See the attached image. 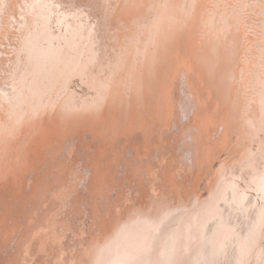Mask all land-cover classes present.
Listing matches in <instances>:
<instances>
[{
    "label": "bare ground",
    "instance_id": "obj_1",
    "mask_svg": "<svg viewBox=\"0 0 264 264\" xmlns=\"http://www.w3.org/2000/svg\"><path fill=\"white\" fill-rule=\"evenodd\" d=\"M117 94L128 103L114 106ZM165 94L177 110L170 128L161 125L169 142L147 150L152 192V172L134 171L146 161L133 146L146 129L160 140L152 119L168 107ZM201 150L209 160L191 187ZM94 162L118 179L110 195ZM185 168L171 175L179 191L164 187V170ZM0 178V234L18 225L4 245L0 235V264L16 261L24 243L28 264H264V0H0ZM38 182L60 183L62 199Z\"/></svg>",
    "mask_w": 264,
    "mask_h": 264
},
{
    "label": "rangeland",
    "instance_id": "obj_2",
    "mask_svg": "<svg viewBox=\"0 0 264 264\" xmlns=\"http://www.w3.org/2000/svg\"><path fill=\"white\" fill-rule=\"evenodd\" d=\"M129 10H130V8H129ZM247 25H245L244 26V29L246 30V32H249V31H251V30H247ZM144 79V81H142ZM143 83H142V85L140 84V86H138V91H137V95H138V97H139V100L136 102V103H134L135 105H137V106H139V107H137V106H134L133 105V107H135V108H140L141 107V103H142V99H145V95H144V97H142V93H141V91H143L142 90V86H143V84H144V82H145V76H144V78H141L140 79ZM167 82H169V83H167ZM193 81L192 80H189L188 81V84L190 83V88L189 89H191L190 91L191 92H195L196 93V91H194L195 89V86H192V83ZM166 87H168L169 89H170V84H171V82H170V80H167L166 81ZM169 84V86H167ZM194 85V84H193ZM193 88H192V87ZM167 88V90H169ZM193 89V90H192ZM139 92V93H138ZM144 93V92H143ZM168 93H169V95H170V92L168 91ZM167 93V94H168ZM206 93H207V95L206 96H208V90L206 91ZM167 94H165V96H164V102L165 101H167L166 100V98L165 97H169V102H167V103H169V105H171V107L169 106V105H167L168 107H165L166 108V110H165V108H164V111H163V109H162V111H158V110H161V109H157L156 110V112H158V113H161V112H164V114H156V112H154L155 113V116L153 115V122L150 120V118H148L149 119V121L150 122H152V123H157V124H159V127H160V130H154V133L155 134H159V135H157L159 138H160V140L157 138V140L154 142V141H152L151 140V135H152V133H153V131H152V128H151V130H149V129H146V130H144L143 131V136H144V138H143V143H140L139 145L138 144H133L134 146H133V150L135 149V156L136 157H138V158H140V159H143V160H145L146 162H145V164H146V168H145V164L143 165V166H135L134 167V171H135V173L137 174V175H149V174H151V172H152V174L151 175H149V177L148 178H150L149 179V187H150V189H151V187H152V189H151V191L153 192H157V190L156 189H154V183L156 182V176H154V175H156L155 174V171H153V169L150 167V164H149V162L147 161L148 159V157H149V154H148V152H149V150L150 149H152V148H158L160 145H164L165 143H168L169 141L167 140V139H165L162 135H160L161 133V129H168V128H170L171 127V120L175 117L174 115H176V110H177V106L175 105V103H173L174 102V100L172 101V99H173V97L171 96V99H170V96H168ZM167 95V96H166ZM120 95H118L117 94V97H116V95L114 96V99H113V104H114V106L116 105V103L119 101V99H120V104H122V103H128V101H125V98L126 97H119ZM206 96H202L203 98H201V100H200V103H202L203 102V100L202 99H204ZM117 98V99H116ZM123 98V99H122ZM116 100H118V101H116ZM124 101V102H123ZM174 104V106H172L173 104H170L171 102ZM140 103V104H139ZM166 102H165V104H167ZM130 104V103H129ZM129 104H127L128 106H130ZM118 105V104H117ZM166 106V105H165ZM169 108V109H168ZM173 108H174V110H173ZM176 109V110H175ZM136 110V109H135ZM168 110H171V111H168ZM172 110H173V112H172ZM175 111V112H174ZM167 113V115H166V113ZM169 112V113H168ZM172 114H171V113ZM181 112V111H180ZM136 113H137V110H136ZM171 114V117H172V119H170V122L168 121L167 122V120L166 119H168L169 120V118H171L170 116H168V115H170ZM156 115H158V116H163V118L161 119H159V117L158 116H156ZM173 115V116H172ZM148 117V116H147ZM167 117V118H166ZM169 117V118H168ZM213 116H210V119H209V121H211V123L213 122V123H215L216 121H219V120H215L214 121V119H211ZM157 118V119H159V120H155V119ZM214 118V117H213ZM163 119H165V120H163ZM194 120H192L193 122L192 123H195V124H197V123H199V124H197L198 126H199V129H200V131H202V129H203V127H204V129L205 130H207V129H209V128H207V124L205 123V122H200L199 120H198V122L196 123V119H197V117H195V118H193ZM161 120V121H160ZM158 121H160V122H158ZM161 123V124H160ZM169 124V126H168V124ZM211 123H209V124H211ZM165 124H166V126H165ZM206 124V125H205ZM161 125H163V127L161 126ZM186 124H184V126H185ZM203 125V126H202ZM205 126H206V128H205ZM167 127V128H166ZM202 128V129H201ZM78 130L79 129H82V128H77ZM75 130V131H77V132H82V131H84V130H87L88 129V131H90L89 130V128H83L82 130ZM204 129H203V131H204ZM149 131V132H148ZM158 131V132H157ZM199 131V135L201 136V137H206V135H207V132L206 131H204V132H200ZM208 131V130H207ZM67 132V131H66ZM69 132V133H68ZM67 132V134H69V135H71V134H73V132L72 131H68ZM97 133V135H98V137H97V135H96V133ZM147 132H148V134H150V136L148 135L147 136ZM201 133H202V135H201ZM204 133H205V135H204ZM92 134L93 135H95L98 139H99V143H101L103 140L102 139H100V138H102V137H100L101 135L95 130H93L92 129ZM145 135H146V137H145ZM162 136V137H161ZM179 137V138H178ZM221 139V141L223 140V138L222 137H220ZM144 139H147V140H144ZM161 139H162V141H161ZM85 141H86V139H84ZM100 140H101V142H100ZM175 140H182V138L180 137V135H176V137H175ZM220 141V142H221ZM104 142V141H103ZM145 142V143H144ZM150 142H153V143H150ZM159 144H158V143ZM219 141H218V143H220ZM110 145L109 143H106V141L104 142V145ZM146 144H149V145H147L146 146ZM103 145V143H101V145L99 144V148H100V152L102 153L103 152V150L104 151H106V148H108L107 149V151H111L112 152V150L111 149H113L112 147H108V146H104ZM151 145V147L152 148H149V146ZM136 146V147H135ZM144 146V147H143ZM147 148H146V147ZM105 147V148H104ZM111 148V149H110ZM140 150H139V149ZM137 150V151H136ZM147 150H148V152H147ZM47 151V150H46ZM114 149H113V156H112V161L115 163L116 161H117V159L116 158H118V154H117V152L115 151V153H114ZM202 152H200L199 154H197L198 156H196V162H197V164H198V166H199V168L198 169H196L195 171H193L192 172V174H193V177H192V185H191V187H193V185H194V181H196V180H198L201 176H203L204 175V173L200 170V167L203 165V164H205L206 162H208V160H209V158H208V155H207V153H206V151L205 150H201ZM47 152H51V150H48ZM140 152V153H139ZM142 153V154H141ZM147 153V154H146ZM205 153V154H204ZM171 155V154H170ZM141 156V157H140ZM171 156H173V154L171 155ZM203 156V157H202ZM143 157V158H142ZM169 157V156H168ZM166 158V157H164V156H162V157H160V158H163V159H160V163L161 164H163V163H166L167 161H168V159L170 158ZM200 157V158H199ZM205 157V158H204ZM202 158V159H201ZM147 159V160H146ZM165 159H166V162H163V161H165ZM206 160V161H205ZM201 161H203L202 163H201ZM80 162V163H79ZM163 162V163H162ZM65 163V162H64ZM68 163V166H67V164L65 165V164H63V162L61 163V164H59V168L61 169V171L62 172H68V171H72V169H71V164H72V161H69V162H67ZM200 163H201V165H200ZM93 165H94V167H95V172H94V176H95V180H96V182H97V184L100 186L99 187V190H101V191H103L104 193H106L107 192V194H111L112 193V188L110 189V187H112L113 185H116L117 183H118V179L117 178H115V177H113L112 175L111 176H108L107 177V175L106 174H110L111 172H112V167L111 166H109V165H106L105 167H103V169H101V170H99L98 169V167H99V165H98V163L97 162H94L93 163ZM80 166V167H79ZM81 167H82V162L78 159V161L77 162H75V164L73 165V168L74 169H81ZM151 168V170H150V168ZM143 168V169H142ZM144 168H145V170H144ZM136 169V170H135ZM23 170H25V169H23ZM65 170V171H64ZM148 170V171H147ZM174 170H176V172H174ZM173 171H168V170H164L165 171V173H163V175H164V177H165V184H163L164 185V187L165 186H168V187H170V185H171V187L170 188H174L173 190H176L177 188L176 187H178V189L180 190V187L179 186H176L175 184H173L174 182L172 181V179H171V175H172V173H175V174H181V173H186V171H187V173L189 172V169L187 170V168H185V170H184V172H182L183 170L182 169H180V170H182V171H180L179 169L177 170V169H174ZM200 171V172H199ZM97 172V173H96ZM108 172V173H107ZM147 172H149V173H147ZM166 172H168V173H166ZM169 172H171V173H169ZM144 173V174H143ZM199 175H198V174ZM106 175V176H105ZM198 175V177H196ZM152 176V177H151ZM166 176H167V178H166ZM170 177V178H169ZM100 178H101V180H100ZM155 178V179H154ZM169 178V179H168ZM1 179V178H0ZM105 179H106V181H105ZM110 179V180H109ZM171 179V180H170ZM1 180H3V178L1 179ZM117 180V181H116ZM128 180V181H127ZM127 180H126V182H125V187L126 188H128V187H130L131 185H132V183L134 182V178H133V176H131V177H129V178H127ZM130 180V181H129ZM169 180V181H168ZM114 182V183H113ZM153 182V183H152ZM168 182V183H167ZM172 182V183H171ZM170 183V184H169ZM15 184L18 186V184H19V182L16 180L15 181ZM40 187H42V190L43 191H47L48 189V194L49 195H53V200H52V202H55V203H57V200H56V198H58L59 199V195H60V198L62 199V197H63V194H61V192H59L60 190H61V184L59 183V185L60 186H58V185H56V186H54L52 189H51V185H49V186H47V184H41V183H37ZM127 185V186H126ZM163 185H162V189H163ZM174 185H175V187H174ZM49 187V188H48ZM84 188V186L82 187V189ZM106 188V189H105ZM47 189V190H46ZM177 189V191H179ZM140 190V189H139ZM137 191V195H139V196H142V192H141V190L140 191ZM111 191V192H110ZM83 192H84V194L85 195H88V193H87V191L85 192L84 190H83ZM139 192V193H138ZM17 195L18 196H20V198H22V199H26V197H21V195H19L18 194V192H17ZM61 195H62V197H61ZM125 196H123L124 198H125V200L127 199L128 200V197L126 198V196H127V194H124ZM60 199V200H61ZM45 203L46 202V200H45V198L44 199H42V202L41 203ZM79 203H80V200H79V202H78V205H79ZM46 204V203H45ZM44 205V204H43ZM81 205V204H80ZM79 205V208H78V210L79 209H81L80 210V212H82V209H83V206L81 207ZM119 205V206H118ZM121 204H119L118 202H114V209L116 208V210L118 209L119 210V208L121 209V207L122 206H120ZM44 209V208H43ZM42 209V210H43ZM98 213V214H97ZM78 215V214H77ZM71 216H72V214H71ZM107 216V215H106ZM106 216L104 215H102L100 212H99V210L97 209L96 210V217L97 218H101V219H104V218H106ZM83 220H88V225H93L92 224V220L91 219H89L88 218V216L85 214V215H83L82 217H81ZM51 220L50 219V217L48 216V217H46L44 220V222H45V224H49V223H51V222H49V220ZM0 220H3V218L1 217V219ZM28 220L29 221H31L32 220V218H31V216H28ZM47 220H48V222H47ZM80 220L81 219H77V222H79L80 223ZM36 222V219L35 220H33L32 221V224H34ZM80 226H79V229L77 230V232H75V235L77 236V237H79V236H82L84 233H83V231L80 229L81 228V223L79 224ZM94 226H92V228H93ZM18 228V225L17 224H15V223H11V224H8V226L6 227V229H5V232L4 233H2L3 235H1V237H2V241H3V243L1 244V245H4V243H7L9 240H10V238L12 237V234H13V232L12 231H14L15 229H17ZM10 229H11V231H10ZM69 229H70V227H69ZM86 229V228H85ZM39 228H37L36 230H34L32 233H31V235L34 237V238H36V239H39V234H40V232H39ZM81 230V231H80ZM7 231V232H6ZM37 231L39 232V233H37ZM40 231H42V229L40 230ZM81 232V233H80ZM37 237H36V236ZM72 234H70V236H71ZM32 236H30L31 238H33ZM18 237V235H16V237H15V239ZM43 243V242H42ZM41 243V245H40V247H39V249L40 250H43V248H44V246H43V244ZM27 243H24L23 244V246H22V249H21V254L19 255V257H18V259L16 260V261H11L9 264H28L29 263V261H27V258L25 257V255L27 254V246H28V244L26 245ZM73 246H76L75 244H73L72 243V241H71V243H70V247L72 248ZM79 246H80V244H79ZM26 250V251H25ZM20 258V259H19ZM28 262V263H27ZM39 262L40 263H42V258H40V260H39ZM33 264V263H32Z\"/></svg>",
    "mask_w": 264,
    "mask_h": 264
},
{
    "label": "snow or ice",
    "instance_id": "obj_3",
    "mask_svg": "<svg viewBox=\"0 0 264 264\" xmlns=\"http://www.w3.org/2000/svg\"><path fill=\"white\" fill-rule=\"evenodd\" d=\"M261 183H262V187H264V181H262ZM107 264H144V262L135 258H130V259L109 261L107 262Z\"/></svg>",
    "mask_w": 264,
    "mask_h": 264
}]
</instances>
